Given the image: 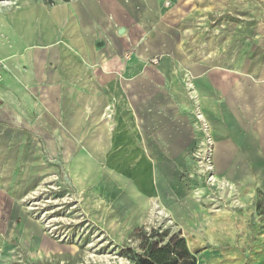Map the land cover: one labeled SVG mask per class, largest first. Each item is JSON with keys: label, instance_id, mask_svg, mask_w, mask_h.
Masks as SVG:
<instances>
[{"label": "crops", "instance_id": "obj_1", "mask_svg": "<svg viewBox=\"0 0 264 264\" xmlns=\"http://www.w3.org/2000/svg\"><path fill=\"white\" fill-rule=\"evenodd\" d=\"M202 143L226 188L264 200V0L0 1V264L69 250L23 201L52 170L111 231L160 207L191 252L213 245L199 264H264V234L246 263L239 223L183 181Z\"/></svg>", "mask_w": 264, "mask_h": 264}, {"label": "rangeland", "instance_id": "obj_2", "mask_svg": "<svg viewBox=\"0 0 264 264\" xmlns=\"http://www.w3.org/2000/svg\"><path fill=\"white\" fill-rule=\"evenodd\" d=\"M45 1L51 3L55 0ZM197 126L203 134L201 125L197 123ZM202 138L203 135L199 139ZM202 145L203 143L192 149L188 170L182 177L183 181L190 190L191 196L201 201L205 209L202 214L205 217L212 220L219 215V209H227V219H232L235 224L239 223L238 236H245V244L238 245L245 249V262L248 263L253 250L251 243L255 235L264 234V200L255 189L250 190L245 187L244 197L240 190L236 189L237 187L226 188L228 181L221 176L217 177L213 164L207 158L211 154V148ZM207 164L210 165V169L207 168ZM212 175L214 181L209 179ZM64 177H66L65 172L59 170L58 173L52 170L40 179L30 195L23 197L26 209L41 223L45 233L53 239L67 243L65 246L69 249L63 252L61 260L47 261L45 264H133L135 260L133 253L140 251L138 248L140 239L135 237L136 234H132L131 230L127 233H116L96 221L88 220L79 207L75 195L71 194L74 192L70 190V185ZM140 227L145 230L160 227L167 229L169 233L180 232L184 237L182 227L171 216L158 221L150 220ZM212 246L202 243L192 248L194 252H190L195 255L196 264L201 262L198 260L199 251L209 250ZM88 252L97 255L108 254L110 260L108 262L92 260L87 257Z\"/></svg>", "mask_w": 264, "mask_h": 264}, {"label": "trees", "instance_id": "obj_3", "mask_svg": "<svg viewBox=\"0 0 264 264\" xmlns=\"http://www.w3.org/2000/svg\"><path fill=\"white\" fill-rule=\"evenodd\" d=\"M132 234L140 239V251L133 253V264H196V257L180 232L169 233L160 227L149 230L139 227Z\"/></svg>", "mask_w": 264, "mask_h": 264}, {"label": "bare ground", "instance_id": "obj_4", "mask_svg": "<svg viewBox=\"0 0 264 264\" xmlns=\"http://www.w3.org/2000/svg\"><path fill=\"white\" fill-rule=\"evenodd\" d=\"M217 142V141H216ZM216 144V143H215ZM216 161H218V160H216ZM219 164V163H218ZM207 166V168L208 169H210L211 167H210V165L209 164H207L206 165ZM211 181H214L215 180V178L213 177V175L212 176H210V178H209ZM223 184H226V183H223ZM156 207L154 206V208L153 209H155ZM153 211V210H152ZM154 213V212H153ZM155 213H156V215H157V218H159L160 220H161V218H163V217H167V216H169L168 215V212L166 211V210H164L163 208H160V207H158V208H156L155 209ZM171 220V219H170ZM88 255H89V258H91L92 260H104V261H106V262H108L109 260H110V258L107 256V255H97V254H93V253H91V252H88L87 253ZM115 259H120V258H118V257H115Z\"/></svg>", "mask_w": 264, "mask_h": 264}, {"label": "built area", "instance_id": "obj_5", "mask_svg": "<svg viewBox=\"0 0 264 264\" xmlns=\"http://www.w3.org/2000/svg\"><path fill=\"white\" fill-rule=\"evenodd\" d=\"M208 160H209V156H207Z\"/></svg>", "mask_w": 264, "mask_h": 264}]
</instances>
